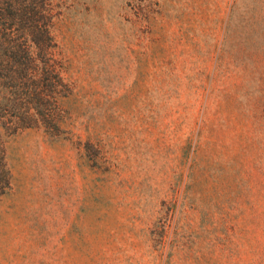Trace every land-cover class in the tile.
<instances>
[{
	"label": "rangeland",
	"instance_id": "rangeland-1",
	"mask_svg": "<svg viewBox=\"0 0 264 264\" xmlns=\"http://www.w3.org/2000/svg\"><path fill=\"white\" fill-rule=\"evenodd\" d=\"M34 2L67 89L3 136L0 264H264V0Z\"/></svg>",
	"mask_w": 264,
	"mask_h": 264
},
{
	"label": "trees",
	"instance_id": "trees-1",
	"mask_svg": "<svg viewBox=\"0 0 264 264\" xmlns=\"http://www.w3.org/2000/svg\"><path fill=\"white\" fill-rule=\"evenodd\" d=\"M34 1L0 0V191L10 180L3 136L40 123L57 127L58 99L67 89L57 44L48 22L37 20ZM26 27L31 36L23 35Z\"/></svg>",
	"mask_w": 264,
	"mask_h": 264
}]
</instances>
